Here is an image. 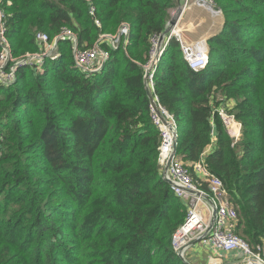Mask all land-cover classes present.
I'll list each match as a JSON object with an SVG mask.
<instances>
[{
    "label": "trees",
    "instance_id": "16d2710c",
    "mask_svg": "<svg viewBox=\"0 0 264 264\" xmlns=\"http://www.w3.org/2000/svg\"><path fill=\"white\" fill-rule=\"evenodd\" d=\"M0 1L5 71L11 58L42 51L38 32L53 42L66 28L76 38H57L53 55L17 66L11 83L0 78L1 263L187 264L171 236L189 204L158 164L144 68L151 38L175 23L174 1ZM215 1L223 28L207 43L206 68H189L171 37L152 92L178 122L179 159L203 160L222 179L233 231L255 248L264 242V0ZM123 24L129 32L113 47L102 36ZM94 44L108 56L98 72L83 71L75 51ZM221 107L241 123L239 140L227 135Z\"/></svg>",
    "mask_w": 264,
    "mask_h": 264
},
{
    "label": "built area",
    "instance_id": "2783aa9c",
    "mask_svg": "<svg viewBox=\"0 0 264 264\" xmlns=\"http://www.w3.org/2000/svg\"><path fill=\"white\" fill-rule=\"evenodd\" d=\"M187 1L185 0V2L177 6L175 10L178 14L173 12V17L176 20L168 31L154 35L151 38L149 61L144 65L146 86L152 95V100L149 104L150 118L160 134L157 153L158 164L162 172H165L164 176L171 180L169 185L173 193L189 204L185 221L172 234L171 243L177 255L184 259H186L184 255L186 250L191 244L198 241L200 244L208 245L214 250L236 252V259L231 264H264V242L252 248L241 236L233 231L237 214L230 203L222 179L212 173L203 160H198L190 166H186L179 159L176 152V145L179 139L178 122L160 104L157 95L152 92L154 90L153 69L165 47V43L171 37L180 43L183 57L189 68L197 71L206 68L208 65V45L205 39L186 41L181 27L178 25V20L184 13ZM195 3L199 7L210 9L214 15L221 13L220 8L214 7L215 0H195ZM89 13L92 18H95V23L99 24L98 19H96L95 7L92 4L89 7ZM3 16L0 1V45L4 49V52L0 54L2 60L0 78L8 83L14 80V72L17 66L31 65L37 61L41 62L44 56L53 55L56 50L57 38L66 36L76 39L74 34L66 28L62 29L53 42L49 40L46 33L38 32L36 33V39L44 43L42 51L26 53L16 59L11 58L13 63L10 65L9 70L5 71L3 67L10 58V54L3 35ZM128 29V25L123 24L116 37L110 35H103L102 37H109L111 45L115 47L121 35L128 34ZM157 50L155 63H152V58ZM107 56L108 52L100 49L97 44H94L90 49L75 51L74 54L76 65L83 71L89 72L93 71L95 65L101 66ZM217 112L227 135L233 141L239 140L241 123L235 118V115L222 107L218 108ZM213 135L214 131L212 130ZM193 173L199 175L197 177L205 183V190L201 189L200 185L194 181ZM201 207L205 209V213L202 212ZM211 219L212 223L210 224Z\"/></svg>",
    "mask_w": 264,
    "mask_h": 264
},
{
    "label": "rangeland",
    "instance_id": "374dc122",
    "mask_svg": "<svg viewBox=\"0 0 264 264\" xmlns=\"http://www.w3.org/2000/svg\"><path fill=\"white\" fill-rule=\"evenodd\" d=\"M183 2H185V0ZM176 6L177 5L174 4L170 8V18L174 15L173 12H176L177 13V11L175 10ZM214 7L215 8H220V6L218 5V3L216 1H215ZM185 15L182 16L178 20V25L181 27V30L183 31L182 34H183L184 38L187 41H198V40L205 39V42L207 44L208 41H209V38H216V37H209V38H207L206 36H207V34L209 32L210 27L213 28L212 26L214 25L215 20L216 19H220V17L223 18L222 17V13H220L218 15H214L211 12L210 9L204 8V7H198L197 13L193 17H189L188 18ZM221 30H222V27L218 30V32H220ZM111 34H113V33H111ZM217 34L218 33H216V34H214L212 36H215ZM207 45L209 46V44H207ZM157 53H158V50L155 51V53H154V56L152 58V63H155V59H156V54ZM209 56H210V58H212V52L210 53V55H209V52H208V61H209ZM164 58H165V55H164ZM101 66H96L95 65L93 67V72L94 71L98 72L99 69L101 68ZM154 70H155V67L153 69V72H154ZM178 129H179V132H180V127ZM227 194H228V192H227ZM228 198H229V194H228ZM194 243H199L200 244V242H198V241H196ZM187 250H186V252L184 254L186 258L188 257ZM7 251H8L7 248H4V249L1 250V252H0V264H5V263H1V261L3 260L2 258L5 256V254H6Z\"/></svg>",
    "mask_w": 264,
    "mask_h": 264
},
{
    "label": "crops",
    "instance_id": "0c3cea01",
    "mask_svg": "<svg viewBox=\"0 0 264 264\" xmlns=\"http://www.w3.org/2000/svg\"><path fill=\"white\" fill-rule=\"evenodd\" d=\"M174 3L178 6L184 0H173ZM176 6V8H177ZM199 6L196 5L195 0H188L186 2V10L182 16L193 17L197 13V9ZM210 27L209 32L207 34V38L213 37L212 35L218 33V30L223 28V18L216 19L214 25ZM183 33V31H182ZM184 37V36H183ZM185 39V38H184ZM210 39V38H209ZM186 40V39H185ZM187 41V40H186ZM199 176V175H198ZM203 213H205V209L201 207ZM188 257L186 260L191 264H223L230 263L236 259V252L230 251L225 252L222 250H214L208 245H202L199 243L192 244L188 250Z\"/></svg>",
    "mask_w": 264,
    "mask_h": 264
},
{
    "label": "water",
    "instance_id": "95a60500",
    "mask_svg": "<svg viewBox=\"0 0 264 264\" xmlns=\"http://www.w3.org/2000/svg\"><path fill=\"white\" fill-rule=\"evenodd\" d=\"M174 24V19H171V20H169V22H168V26L166 27V29H165V31L164 32H166V31H168V29L172 26ZM145 85H146V83H145ZM146 92H147V96H148V98H149V100L151 101L152 100V97H151V94H150V91H149V89L147 88V86H146ZM164 174H165V172H162V176H163V178L166 180V182H168L169 184L171 183V180L170 179H168V178H166L165 176H164ZM212 223V219H211V221H210V224ZM196 242V241H195ZM182 258V257H181ZM182 260L184 261V262H186L187 264H191V263H189L186 259H184V258H182ZM232 262H230V263H223V264H231Z\"/></svg>",
    "mask_w": 264,
    "mask_h": 264
},
{
    "label": "bare ground",
    "instance_id": "6f19581e",
    "mask_svg": "<svg viewBox=\"0 0 264 264\" xmlns=\"http://www.w3.org/2000/svg\"><path fill=\"white\" fill-rule=\"evenodd\" d=\"M180 10H182V9H180ZM184 10H186V7H185V9Z\"/></svg>",
    "mask_w": 264,
    "mask_h": 264
}]
</instances>
